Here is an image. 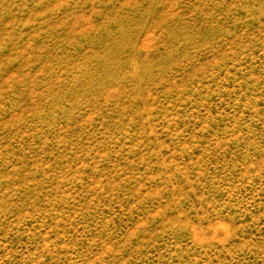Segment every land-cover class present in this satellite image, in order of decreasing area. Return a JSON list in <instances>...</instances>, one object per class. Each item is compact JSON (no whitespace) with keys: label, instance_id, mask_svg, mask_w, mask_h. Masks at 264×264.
Here are the masks:
<instances>
[{"label":"rangeland","instance_id":"374dc122","mask_svg":"<svg viewBox=\"0 0 264 264\" xmlns=\"http://www.w3.org/2000/svg\"><path fill=\"white\" fill-rule=\"evenodd\" d=\"M0 264H264V0H0Z\"/></svg>","mask_w":264,"mask_h":264}]
</instances>
